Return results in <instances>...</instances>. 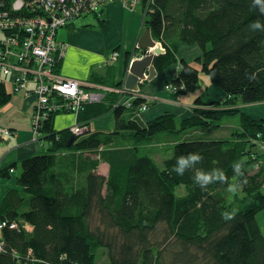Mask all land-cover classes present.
Returning a JSON list of instances; mask_svg holds the SVG:
<instances>
[{"label":"trees","instance_id":"16d2710c","mask_svg":"<svg viewBox=\"0 0 264 264\" xmlns=\"http://www.w3.org/2000/svg\"><path fill=\"white\" fill-rule=\"evenodd\" d=\"M259 8L253 0H153L146 27L166 49L155 59L156 67L179 62L171 84L195 91L200 70L185 59L178 61L174 52L180 40L197 43L203 53L196 62L226 99L206 103L196 98L193 114L180 125L170 113L144 123L136 113L147 100L137 97L131 106H116L112 92L105 102L88 103L80 112L90 105H98L93 110L99 115L112 111L115 130L89 129L70 145L71 131L56 132L54 119L71 112H51L39 128L51 140L48 152L22 162L19 184L29 196L28 209L0 214L19 224L0 231L5 242L0 264H96L99 248L109 264H264V233L257 220L264 212V164L256 156L259 142L264 145V122L235 106L239 100L264 101V13ZM100 13L101 8L96 15ZM255 21L262 27H249ZM63 58L55 61L58 72ZM7 86L0 75V108L15 93ZM237 115L243 130L233 137L176 142L168 146L172 156L162 166L152 156L149 143L156 135L177 138L188 129H216L226 117ZM129 146L140 149L137 158L126 166L111 165L107 175L99 172L103 149ZM190 153H199L201 161L177 174V158ZM237 161L243 165L241 176L233 171ZM14 166L1 169L0 178ZM198 169L214 178L224 171L227 182L202 190L194 181ZM236 183L241 187L229 200L228 186ZM181 185L186 192L179 195ZM15 200L17 206L24 201ZM225 212H234L233 219L225 220Z\"/></svg>","mask_w":264,"mask_h":264},{"label":"crops","instance_id":"0c3cea01","mask_svg":"<svg viewBox=\"0 0 264 264\" xmlns=\"http://www.w3.org/2000/svg\"><path fill=\"white\" fill-rule=\"evenodd\" d=\"M100 8L101 13L96 16L99 19V23L92 26H78L75 21H72L64 27L66 37L60 38L59 31L61 28L57 36L59 40L68 44L59 73L67 77L80 79L85 83L84 86L86 88L102 90L104 93L102 100L105 102L112 92L117 94V100L119 97H124V95L131 96L133 94L132 91L134 90L126 86V80L133 60L142 55L139 41L147 27L144 22L142 5L129 8L120 0H110L103 3ZM96 13L99 14V11ZM156 42L164 48L161 42L158 40ZM115 51L120 53L119 58L108 61L107 56ZM165 51L166 49L164 48L163 53ZM202 53V49L197 43L191 44L185 40L178 42L174 52L178 61L185 59L200 70V82L202 81V85L199 82L198 88L192 92H187L181 87L176 89L167 87L178 76L180 70L179 62L172 63L163 69H158L154 60L155 76L152 79L145 78L143 81H138V89L135 90V93L138 92L141 97L146 98L149 105L146 111L136 113L142 122L146 123L165 113H170L176 116V123L180 125L183 119L193 114V108L197 106L195 104L196 98L200 97L206 103L226 99L225 91L214 84L208 75L203 74L201 65L196 62V59ZM159 55H156V58ZM103 62L106 64H102ZM145 73L146 75L147 73L149 74V70L146 69ZM116 86L119 89L124 88L123 92H119L120 94L116 92ZM7 88L11 91L10 85ZM99 105L102 106L101 104ZM94 106L98 105H90L88 106V108L90 107L89 109L87 108L86 111H82L78 115L74 113L57 115L54 119L56 132L70 130L74 124L84 123H90L91 128L94 126L95 129H91L93 131H114L116 127L114 113L111 111L100 115L96 114L95 110H93ZM235 106L241 108V111L251 118L264 122V101L245 104L239 100L235 103ZM34 108V96L25 92L13 93L11 101L0 108V126L9 127L13 131L10 137L0 143V170L15 165L14 170L10 171L9 175L0 178V214H21L28 209L29 196L24 192V187L19 184L22 162L27 157L42 153L44 147L51 145V140L47 139L46 135L36 134L32 130ZM205 127L210 128L211 126ZM218 128L217 130H220L219 138L233 137L235 132L243 130L242 116L237 115L227 121L223 120ZM199 129L200 127L188 129L178 135L177 138H170V142L165 141V143L162 142L159 145L149 143V146L154 152L164 151L166 147L176 142L198 139L195 137L196 133L194 132ZM192 132L194 134H191ZM259 144L256 156L260 160V165H263L264 145L262 142H259ZM151 146H157V148ZM142 148L141 151L143 150ZM113 149L125 152L124 155L130 161L139 156L140 150H136L132 146L113 147ZM119 157L121 158L122 155H119ZM102 161L103 159L99 166V172L104 175L108 174L111 165H117L114 163H110V165L106 163L104 165ZM11 190H14V195L12 196L10 195ZM16 197L24 200L21 202V206H17ZM26 228L29 231L33 230L30 224H26Z\"/></svg>","mask_w":264,"mask_h":264},{"label":"built area","instance_id":"2783aa9c","mask_svg":"<svg viewBox=\"0 0 264 264\" xmlns=\"http://www.w3.org/2000/svg\"><path fill=\"white\" fill-rule=\"evenodd\" d=\"M108 1L0 0V75L15 93L25 92L35 97L32 116L34 133H39L42 119H46L51 112L67 110L78 115L86 104L102 101V90L87 89L83 81L60 75L55 69V61L58 56L64 57L68 49V45L58 39L59 29L84 14L98 12ZM120 1L129 8L142 5L144 22L152 11L153 0ZM119 56L118 51L113 52L112 60ZM167 87L177 88L173 84ZM123 90L118 88L115 91L119 93ZM137 97H141L138 92L131 96L124 95L118 98L115 105L131 106V101ZM148 106L142 103L141 112L147 110ZM83 127V124H74L70 130L73 134H80ZM11 135L9 127L0 126V143ZM259 167L258 164L256 169ZM18 227L16 221L0 216V231ZM4 249L5 242L0 237V252Z\"/></svg>","mask_w":264,"mask_h":264},{"label":"rangeland","instance_id":"374dc122","mask_svg":"<svg viewBox=\"0 0 264 264\" xmlns=\"http://www.w3.org/2000/svg\"><path fill=\"white\" fill-rule=\"evenodd\" d=\"M96 16H98V15H96V13H94V12H92V13H88V14H86V15H84V16H82V17H79V18H77L76 20H75V23L78 25V26H92L93 24H96V23H99V19L96 17ZM65 28L63 27V28H61L60 29V31H59V36H60V38L61 37H66V34H65ZM66 43V42H65ZM67 44V43H66ZM68 45V44H67ZM105 60V59H104ZM104 60H102V61H104ZM107 60L108 61H110V60H112V54L111 55H108L107 56ZM100 64V63H99ZM102 64H106V63H102ZM101 65V64H100ZM59 73V72H58ZM203 73V72H202ZM60 75H62L61 73H59ZM203 74H205V73H203ZM62 76H64V75H62ZM65 77H67V76H65ZM143 81L140 77L138 78V81ZM200 85H202V81L200 82ZM87 89H90V88H87ZM133 92V94L135 95V94H137V93H135V90L134 91H132ZM109 93H111V92H109ZM142 95V94H141ZM140 98H142V99H145L146 100V98H144V97H140ZM34 99H35V97H34ZM144 103V102H143ZM148 109V108H147ZM146 111V110H145ZM229 117V116H228ZM226 117L224 120L225 121H227L228 119H230V118H233V117ZM83 131H84V133L86 134V132H88V130L90 129H95V127L93 126L92 128H91V125H90V123L88 124H83ZM57 128V127H56ZM207 129H209V130H207ZM219 129V128H218ZM82 131V132H83ZM82 132L80 133V134H75V138L76 137H78V136H82L83 134H82ZM219 132H220V130H217V128L216 129H214V128H212V127H210V128H207V127H205V126H201L200 127V129L199 130H197L196 132H194V133H196L195 134V137L196 138H205V139H213V138H219L218 136H219ZM193 132L191 133V134H194ZM187 134V133H186ZM170 138H171V136L170 135H166V134H163V133H161V134H159V135H156L151 141H152V144H156V142H158V141H163V142H165V141H168V140H170ZM75 140V139H74ZM44 150L42 151V153H44V152H48V147H44L43 148ZM169 148L168 147H166V150L165 151H157V152H155V153H153V158L155 159V160H157V162L160 164V166H162V164L164 163V161L166 160V159H168L170 156H172V154H171V152L168 150ZM104 151L102 152L101 151V154H100V158H101V156H102V159H103V164L105 165L106 163L108 164V165H110V163H114V164H117V166H126V165H128L129 163H130V159L129 158H126V156L124 155V153L125 152H122L121 150H114L113 148H106V149H103ZM144 150V149H143ZM147 152V151H146ZM148 153H150V154H152L151 153V151H149ZM143 154H147V153H144V152H142V155ZM119 155H122V157L120 158L119 157ZM133 156V155H132ZM130 157V156H129ZM117 162V163H116ZM14 170V169H13ZM176 191H177V194H179V195H182V194H185V192H186V188L183 186V185H181V186H178L177 187V189H176ZM228 198H229V200H232L233 199V193H231V192H229L228 191ZM257 220H258V223H259V225H260V227H261V230L263 231V233H264V212H260L259 214H258V216H257ZM96 264H109V261H108V257H107V255H106V251L104 250V249H102V248H99L98 250H97V263Z\"/></svg>","mask_w":264,"mask_h":264},{"label":"clouds","instance_id":"9594fccd","mask_svg":"<svg viewBox=\"0 0 264 264\" xmlns=\"http://www.w3.org/2000/svg\"><path fill=\"white\" fill-rule=\"evenodd\" d=\"M256 5H260L259 11L261 13H264V0H253V6L256 7ZM249 27L261 28L262 24H261L260 21H255ZM146 76L147 75L145 73V77ZM144 79L145 78H143V80ZM176 87H178V86H176ZM73 135H75V134H73ZM177 159L179 161L180 167H178L177 163H176V167L173 170L177 174L183 175L185 173V167L186 166H188L190 163H199L201 161L202 157H201V155L199 153H190V154L187 155V157L180 156ZM232 167H233L234 173L237 176L243 175V173H242V167H243L242 162H240V161L234 162ZM194 181L196 182V184H198L200 186V188L202 190H204V189L207 188V186L209 184H212V183H215V182H221V183L227 182V178L225 176L224 171H222L220 175H218V176H216L214 178L211 174L206 173L204 170L198 169L196 171L195 175H194ZM240 187L241 186H240L239 183L229 184L228 191L231 192V193H236L240 189ZM234 215H235L234 212L233 213H228V212L223 213V217H224L225 220L233 219Z\"/></svg>","mask_w":264,"mask_h":264},{"label":"water","instance_id":"95a60500","mask_svg":"<svg viewBox=\"0 0 264 264\" xmlns=\"http://www.w3.org/2000/svg\"><path fill=\"white\" fill-rule=\"evenodd\" d=\"M139 47L141 49L142 55L139 58L133 60L131 67L129 69V75L126 80V86L129 89L137 90L138 89V78H148L152 79L156 74V69L154 65V60L156 55L164 52V48L156 42L152 36L150 28H146L144 34L140 38ZM153 50V53H152ZM144 56V57H143ZM146 69L149 70L148 77H145ZM75 135L70 136V141L73 142Z\"/></svg>","mask_w":264,"mask_h":264},{"label":"bare ground","instance_id":"6f19581e","mask_svg":"<svg viewBox=\"0 0 264 264\" xmlns=\"http://www.w3.org/2000/svg\"><path fill=\"white\" fill-rule=\"evenodd\" d=\"M72 78H73V77H72ZM76 79H77V78H76ZM79 80H80V79H79ZM80 81H81V80H80ZM118 88H119V87L116 86V87H115V90L118 89Z\"/></svg>","mask_w":264,"mask_h":264},{"label":"flooded vegetation","instance_id":"af4514ba","mask_svg":"<svg viewBox=\"0 0 264 264\" xmlns=\"http://www.w3.org/2000/svg\"><path fill=\"white\" fill-rule=\"evenodd\" d=\"M149 74L147 73V76H148ZM148 79V78H147Z\"/></svg>","mask_w":264,"mask_h":264}]
</instances>
